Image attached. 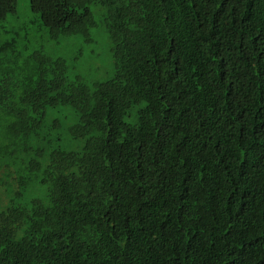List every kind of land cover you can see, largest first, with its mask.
Masks as SVG:
<instances>
[{
    "label": "trees",
    "instance_id": "obj_1",
    "mask_svg": "<svg viewBox=\"0 0 264 264\" xmlns=\"http://www.w3.org/2000/svg\"><path fill=\"white\" fill-rule=\"evenodd\" d=\"M29 9L77 49L0 41V264H264V0Z\"/></svg>",
    "mask_w": 264,
    "mask_h": 264
},
{
    "label": "rangeland",
    "instance_id": "obj_2",
    "mask_svg": "<svg viewBox=\"0 0 264 264\" xmlns=\"http://www.w3.org/2000/svg\"><path fill=\"white\" fill-rule=\"evenodd\" d=\"M95 20L99 23L100 17L93 13ZM15 38L17 48L24 49V52L39 50L44 54H48L52 57L61 56L69 57L76 51L75 44L65 45V41L55 43L48 38L46 27L42 24L38 14H35L29 9V0H17V14L15 21L12 24H8L5 21H0V41L9 40ZM84 62L83 70H88L89 65ZM128 122H132L126 119ZM66 145V142H65ZM43 189L41 186H37L34 190L29 191L24 195V198L20 202L27 203L35 197H41Z\"/></svg>",
    "mask_w": 264,
    "mask_h": 264
}]
</instances>
